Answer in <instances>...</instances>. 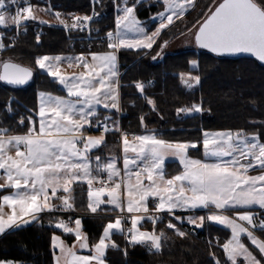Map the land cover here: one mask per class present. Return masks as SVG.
Instances as JSON below:
<instances>
[{
  "label": "snow or ice",
  "instance_id": "6c2138e0",
  "mask_svg": "<svg viewBox=\"0 0 264 264\" xmlns=\"http://www.w3.org/2000/svg\"><path fill=\"white\" fill-rule=\"evenodd\" d=\"M22 2L25 6H21ZM100 2L96 0V3ZM143 4L144 0H113L117 14L115 31L106 33L109 50L87 53L91 61L84 53L75 57L43 55L35 58L38 69L61 85L67 96L40 91L36 113L38 127L29 116L31 126L23 134L8 136L5 135L8 129L0 128V170L4 173L0 190H15L0 197V235L38 220L43 213L74 212L73 185L87 181V208L91 213L98 209H119L120 214L109 219L102 234L92 243L82 231L80 217L73 221L69 216L66 221L50 216L49 225L54 224L56 229L75 236V243L68 246L60 236L52 235V246L59 248L60 253H53L55 264H106V250L109 248L123 251L125 256L129 246L147 245L160 250L162 239L167 241L168 236L164 230L157 234L156 225L165 212L171 217L166 228L180 238L188 235L182 230L185 220L196 227H202L206 221L217 222L231 230L230 238L219 244L227 259H216V264H264V237L255 234L257 229L264 232V142H261L260 133L249 135L244 129L236 132L203 131L202 141L180 142L164 139L155 130H147V134H132L133 139L129 140V134L117 126L111 115H103L101 119L98 113V106L109 113L121 111L119 89L122 85L117 69L120 50L153 49V45L163 49L167 41L157 44L163 30L174 24V17L179 19L187 8L196 6L193 0H154L162 10L152 17L158 20L154 30L146 31V25L137 16L138 8ZM13 7L14 14L10 11ZM34 7L28 0H0V26L15 27L17 35L22 27L26 31L27 21L37 20ZM98 15L93 10L91 16L73 17L70 25L63 19L59 23L69 31H83ZM201 15L203 19L188 29L193 32L197 46L217 55L251 53L264 61V0H218ZM55 16L59 19L61 14L57 12ZM39 23L45 22L41 20ZM3 35L0 33V50H7L12 45L4 43ZM10 39L14 42L15 38ZM36 39L39 42V34ZM159 55L157 52L153 59ZM64 60L79 63L85 71L62 73L60 64ZM191 64L195 67L196 61ZM180 75L189 88L201 81L199 75ZM32 77L31 67L21 66L10 59L0 60V82L21 86ZM135 87L144 94L142 83L135 82ZM144 98L152 106V111H156L155 101L147 96ZM203 110L202 103L194 102L188 107L177 108L176 112L201 113ZM8 111L11 112L10 107ZM24 120L25 117L20 118V126H24ZM109 121L113 124L111 129ZM140 121L144 123L143 115ZM101 127L100 136L85 135L87 131ZM113 130L121 134L123 170L117 167V157L103 163L100 156H95L96 174L93 175L91 150L105 142L104 133ZM201 143L203 158L190 156L189 149H197ZM166 155L177 157L183 169L170 178L164 172ZM257 168L259 174H249L250 170ZM101 170L106 172V180L101 176ZM97 180L102 186L94 189L93 182ZM108 181L111 185H107ZM105 193L106 201L101 199ZM149 198H153L151 210ZM105 204L114 207L102 209L101 205ZM5 205L10 212L3 211ZM253 206H258L259 211L252 210ZM200 208L208 210V214L183 217L175 215L174 211ZM227 212L232 216L224 214ZM145 219L152 221L151 231H142L138 227ZM173 219L180 223V227L173 223ZM129 221L130 227H125ZM73 222L74 227L70 226ZM116 234L124 238L123 249L112 239ZM242 234L246 235L255 252L243 242ZM77 248L88 249L89 254L79 255ZM240 257L243 261L238 259ZM0 264L18 262L0 260Z\"/></svg>",
  "mask_w": 264,
  "mask_h": 264
},
{
  "label": "trees",
  "instance_id": "16d2710c",
  "mask_svg": "<svg viewBox=\"0 0 264 264\" xmlns=\"http://www.w3.org/2000/svg\"><path fill=\"white\" fill-rule=\"evenodd\" d=\"M34 6H39L41 0H30ZM60 5L67 13L89 15L92 11L90 0H52ZM217 0H197L196 7L182 20L168 28L161 34L157 44L167 41L163 49L153 50H120L118 53L121 65L120 112L101 111L103 115L113 116L120 121L122 130L128 134H146L147 130H155L157 135L170 141H202L203 131L218 132L232 130L236 132L244 129L249 135L260 133L261 142H264V65L251 58H222L197 49L168 52L166 48L188 34L197 20H202V12L207 13L209 6ZM102 13V20L96 25L102 28L103 33L115 29V14L112 1L104 0L98 6ZM162 10L156 5H148L147 1L138 8V17L152 31L157 21L151 17ZM3 31H7L1 28ZM194 30V29H193ZM39 34V42L37 35ZM87 52L69 50L65 34L58 28L33 25L27 33L18 39L9 49L4 50L0 60L10 59L12 62L31 67L34 70V79L23 89H13L0 82V128H7L5 135L23 134L30 125L27 117H35V99L37 91L51 92L65 96L66 92L54 82L53 78L36 68L34 61L38 56L61 55L66 53ZM160 53L154 60L153 57ZM191 61H196L193 66ZM181 73L199 75L201 81L196 86L187 87L181 79ZM135 82L144 85L142 95L135 87ZM145 96L152 98L156 104V111L148 105ZM202 103L203 111L188 117H182L176 109L188 107L192 103ZM11 108V112L8 108ZM144 116L141 124L140 116ZM21 117H25L24 126H20ZM119 134L110 131L105 135V144L97 152L102 161L120 155ZM189 155L203 158L202 143L197 149H189ZM166 175L172 176L182 171L178 161L166 163ZM75 197L76 217H80L83 232L89 237V242H95L102 234L103 226L110 218H115L111 211H101L92 214L87 208L88 187L77 183L73 187ZM108 209V208H102ZM231 213V212H230ZM52 214L40 215L36 221L11 229L0 238V260H11L18 264H55L51 243L53 234L61 236L68 243L73 241L70 234L63 233L49 225ZM171 217L161 216L157 223V234L164 230L167 241H161L160 250L149 251L144 245L127 248V256L123 251L108 249L106 252L107 264H216V259L225 261L226 255L219 244L226 242L231 231L206 221L202 229L192 228L185 221L183 229L188 233L180 238L167 229L166 224ZM180 227V223L173 219ZM144 230L151 231L152 221L144 220L141 224ZM264 237V232L258 230ZM114 241L124 248L122 235L113 236ZM211 241V243H209ZM244 242L254 252L255 248L247 239ZM214 254V256L212 255ZM215 257V258H214Z\"/></svg>",
  "mask_w": 264,
  "mask_h": 264
},
{
  "label": "built area",
  "instance_id": "2783aa9c",
  "mask_svg": "<svg viewBox=\"0 0 264 264\" xmlns=\"http://www.w3.org/2000/svg\"><path fill=\"white\" fill-rule=\"evenodd\" d=\"M112 1L113 0H109ZM28 2L30 4L31 1L28 0ZM91 6H92V11L89 14L90 16L93 15V10H95L96 13H98V16H94L93 20L88 22L87 27L83 30H72L69 31L68 29H66L63 25H61L59 23V25L57 26H49V27H54V28H58L59 30H61L66 38H67V42H68V46H69V50H78V51H87V52H91V51H100V50H104L107 49V36L106 33L102 32V28L98 25H96V22H100L102 20V13L98 11V6H102L104 3V0H101L100 3H96V0H90ZM33 5V4H32ZM21 6H25L23 4V2L21 3ZM39 6L41 8H44L46 10H48V13L50 12V14H52L53 16H55V13L59 12L61 14V16L59 17L58 20L63 19L66 21L67 24H71L73 23V17L75 16H81L83 17L84 15H80L78 13H74V14H70L67 13L64 9H62L60 7V5L54 3L52 0H41ZM49 8L51 9V11H49ZM11 12L14 14L15 12V8L13 7L11 9ZM114 14H115V9H114ZM56 17V16H55ZM57 18V17H56ZM35 26V25H40V26H44L41 25L39 23H37L36 21H27L26 23V31L24 30V28L22 27L19 30V34L17 35V30L15 27H11L10 30L8 31H0V33H3V40L5 39V41H8L9 44L13 45L18 39H20L22 36H24L27 31L28 28L30 26ZM1 28V27H0ZM115 31V29L113 30ZM14 37V42L10 39ZM4 41V43L6 44V42ZM4 50H0V56L3 54ZM109 128L111 129V125L108 123ZM103 132V128L101 127L99 130L93 128L90 130L89 134H96V135H101ZM110 132V131H109ZM109 132L104 133V135H107ZM129 139L133 138L132 134H129L128 136ZM119 139L121 140V134H119ZM107 185H111V182H108ZM102 185L99 184L98 187H101ZM54 215L60 219H64V220H68L69 216L73 217V221L76 218L77 214H75L74 212H57L54 213ZM119 215V214H118ZM72 227H74V222L70 225ZM125 227H130L129 222L127 223V225H125ZM259 229H257L258 231ZM125 242V241H124Z\"/></svg>",
  "mask_w": 264,
  "mask_h": 264
},
{
  "label": "rangeland",
  "instance_id": "374dc122",
  "mask_svg": "<svg viewBox=\"0 0 264 264\" xmlns=\"http://www.w3.org/2000/svg\"><path fill=\"white\" fill-rule=\"evenodd\" d=\"M144 1H146V0H144ZM152 2V3H151ZM151 2H148V5H155L154 4V0H151ZM218 2V0L215 2V3H217ZM149 3H151V4H149ZM193 3L194 4H196V0H193ZM214 3V4H215ZM213 4V5H214ZM121 6H123L122 4H121ZM192 9V7H189V8H187L186 9V11H185V13H187L188 11H190ZM11 11V10H10ZM33 13H34V15L37 17V20H30V21H36L37 23H39V21H44L45 23H43V24H41V23H39V24H41V25H44V26H57V25H59V20H58V18H56L55 16H53L52 14H50V12L48 13V10H46V9H44V8H41L40 6H35L34 8H33ZM116 14H117V12L115 11V16H116ZM137 16H138V14H137ZM153 17V16H152ZM152 17H151V19H152ZM139 18V17H138ZM140 19V18H139ZM141 20V19H140ZM177 20V18L176 17H174V21H176ZM152 21L154 22V21H158V20H153L152 19ZM141 22H142V24L143 25H146V24H144L143 23V21L141 20ZM1 28H3V29H5V30H10V28L11 27H8V28H6V27H4V26H2ZM1 28H0V31H3V30H1ZM8 30V31H9ZM146 31H149L148 30V26L146 25ZM193 31H195V29L193 30ZM190 33V32H189ZM186 34V35H184V36H182L181 38H180V41H179V43H178V48H177V50H179V51H183V50H187V49H196V43H195V41H194V36H193V34ZM192 33V32H191ZM131 35V34H130ZM4 41H5V39H4ZM6 42V44H9V42L8 41H5ZM176 44L177 43H175V46H176ZM155 47V45H153V48ZM122 50H125V49H122ZM127 50H129V49H127ZM130 50H133V49H130ZM135 50H140V49H135ZM148 50H153V49H148ZM176 50V51H177ZM4 52V51H3ZM196 66H197V64H196ZM185 78H187V76L185 77ZM193 85L194 86H196L197 84H195V83H193ZM194 114H196V113H182V117H188V116H191V115H194ZM147 134V133H146ZM91 136H95V137H98V136H100V135H96V134H91ZM129 140H132V139H129ZM120 143H121V154H120V156L119 157H117L118 159H117V167L118 168H120L121 169V171L123 170V161H122V155H123V149H122V139L120 140ZM99 147V146H98ZM97 147V148H98ZM97 148H95V149H92L91 150V153H90V155L93 153V152H95V150H97ZM191 149V148H190ZM14 153V152H13ZM12 153V154H13ZM129 155H132L131 153L129 154ZM227 159V158H226ZM169 161H178L179 162V160H178V158L177 157H175V156H172V155H166L165 156V158H164V172H165V174H166V163L167 162H169ZM90 164H91V167L93 168V166H92V162L90 161ZM134 171H135V169H134ZM96 173H94L93 172V175H95ZM101 176L102 177H104L105 178V180H106V172H103L102 170H101ZM3 174H2V172L0 171V183H3L4 182V175L2 176ZM167 176V175H166ZM168 178H170L171 176H167ZM78 182H82V183H86V185H87V181H78ZM108 182H110V181H108ZM107 182V183H108ZM145 183H147V181L145 180L144 181ZM99 184H101L98 180L97 181H94L93 182V187H94V189L95 188H99L98 187V185ZM74 186V185H73ZM87 187H88V185H87ZM12 191H15L14 189H11V188H8V189H4V190H0V197H2L4 194H10ZM101 199L102 200H107V194L105 193V195L104 196H102L101 197ZM152 199L153 198H149V209L151 210L152 209V207H153V205H152V203H151V201H152ZM106 205V204H105ZM101 206H103V205H101ZM108 206H110L111 208H113L114 206H112V205H108ZM118 212H120V210L119 209H116ZM178 211H182V212H184L183 214L181 213V214H175V215H180V216H183V217H187V216H189V215H194V216H196V217H199V216H204L203 215V212H187L188 210H179V209H177ZM3 211H5V212H10L11 211V209L10 208H8L6 205L4 206V208H3ZM197 211H199V210H197ZM75 214H77V213H75ZM145 220H148V219H145ZM143 222V221H142ZM185 222L188 224V225H191L192 227H195V228H197V229H200V228H202V227H196V225H194V224H189L188 222H187V220H185ZM197 223H199V220H197ZM213 223H215V224H217V225H219V226H221V227H224V228H226V229H228V230H230L227 226H225V225H220L219 223H217V222H213ZM129 224H130V221H129ZM138 227H140L141 228V230L142 231H145L142 227H141V225H138ZM60 230V229H59ZM231 231V230H230ZM8 231H6V233H7ZM5 233V234H6ZM5 234H2V235H0V238L3 236V235H5ZM243 236H246L245 234H242V237ZM244 242V241H243ZM245 243V242H244ZM147 248H148V250L149 251H152V250H156V249H151L149 246H147V245H145ZM239 260H241V261H243V257H240V258H238Z\"/></svg>",
  "mask_w": 264,
  "mask_h": 264
},
{
  "label": "crops",
  "instance_id": "0c3cea01",
  "mask_svg": "<svg viewBox=\"0 0 264 264\" xmlns=\"http://www.w3.org/2000/svg\"><path fill=\"white\" fill-rule=\"evenodd\" d=\"M147 2H151V0H146ZM152 3V2H151ZM151 3H149V4H151ZM195 5H197V0H196V4ZM196 7V6H195ZM194 8H192L190 11H188L187 13H185V15L183 16V17H180L179 19H177L176 21H174V24L173 25H175L177 22H179L180 20H182L189 12H191L192 10H193ZM157 24H158V21H157ZM173 25H170L168 28H170L171 26H173ZM0 27H2V26H0ZM167 28V29H168ZM167 29H165V30H163V32L164 31H166ZM162 32V33H163ZM189 34H193V32L191 33H189ZM179 41H180V38L178 39V40H176L175 42H173L172 44H170L167 48H166V51H168V52H178L179 50H177V48H178V43H179ZM175 43H177L176 44V46H175ZM105 50H109V49H104V50H100V51H105ZM148 50V49H147ZM177 50V51H176ZM187 50H190V49H187ZM96 52H99V51H96ZM82 52H75V53H66V54H61L60 56H62V57H68V56H72V57H75V56H78V55H80ZM86 56H87V53H89V52H83ZM48 56H56V55H48ZM87 59L89 60V61H91V57L90 56H87ZM36 66V65H35ZM36 68H38L37 66H36ZM117 69H118V73H119V76H118V80H119V83H120V85H121V76H122V72H121V65H120V62H119V58H118V62H117ZM60 70H61V72L62 73H65V74H71V73H73V72H75V73H79V72H81V71H85L83 68H82V66L79 64V63H77V62H75V61H73V62H71V63H69L67 60H64V61H62L61 62V64H60ZM34 71V70H33ZM41 72H43V73H45L43 70H40ZM61 88H62V86L61 85H59ZM63 89V88H62ZM64 90V89H63ZM65 92H66V90H64ZM40 91H37L36 92V99H35V117H34V121H36V126L38 127V121H39V117H38V115H36V113L38 112V109H39V97H38V93H39ZM53 95H56V94H53ZM67 96V93H66V95H65V97ZM120 99H121V96H120V89H119V104H120V108H121V102H120ZM101 111H107V110H105V109H103L102 108V106H98V113L100 114V112ZM113 112H116V110H112ZM108 112V111H107ZM120 112V111H119ZM113 117V116H112ZM114 118V117H113ZM110 125H111V128H113V124H112V122L111 121H109L108 122ZM117 126L119 127V128H121L122 129V127H121V123H120V121H117ZM123 131V130H122ZM89 132H90V130L89 131H87L86 133H85V135H91V134H89ZM113 132H116V131H114L113 130ZM124 132V131H123ZM117 134H120L119 132H116ZM133 139V138H132ZM104 144H105V142L104 143H102L98 148H97V150H95V152H93L92 154H91V157H93V159L91 160V162H92V166H93V172L94 173H96V163H95V160H94V157L95 156H100L99 155V153H97L99 150H100V148H102L103 146H104ZM14 154V153H13ZM120 154H121V144H120ZM120 156V155H119ZM101 157V156H100ZM102 161V160H101ZM108 161V160H107ZM107 161H102L103 163H107ZM1 172H2V174L4 175V173H3V170H0ZM249 174L250 175H256V174H259V169L257 168L256 170H250L249 171ZM2 175V176H3ZM77 183H81V184H85L86 185V183H82V182H77ZM75 185V184H74ZM74 187V186H73ZM54 202H57V201H55L54 200ZM58 203V202H57ZM213 208H214V206H212ZM101 208H108V209H111V207L110 206H108V205H103V206H101ZM100 209H98L97 210V212L99 211ZM197 210H199V211H197ZM252 210H254V211H259V209H258V206H253V209ZM175 211V214H183L184 212H182V211H178V210H174ZM69 212H72V211H69ZM91 212V211H90ZM96 212V213H97ZM112 213H110L112 216H117L118 214H120V212H118L117 210H115V211H111ZM187 212H203V215L204 216H206L207 214H208V210H206V209H202V208H200V209H195V210H188ZM57 213V212H56ZM61 213H64V212H61ZM74 213H76V212H74ZM43 214H49V213H43ZM43 214H41V215H43ZM92 214H95V213H92ZM167 213L165 212V213H163L162 215H166ZM224 214H226V215H229V216H232V213H230V212H227V213H224ZM52 215H54V213H52ZM82 221V220H81ZM149 221H151V220H149ZM211 223H213V222H211ZM213 224H215V223H213ZM217 225V224H216ZM190 227H192L191 225H189ZM204 226V225H203ZM192 228H195V227H192ZM203 228V227H202ZM202 228H200V229H202ZM61 230V229H60ZM8 231H10V230H8ZM82 231H83V225H82ZM65 234H67V233H65ZM255 234L257 235V236H259V237H262L259 233H258V231L257 230H255ZM71 236H72V238H73V241L72 242H70V243H68L66 240H64L61 236V239L62 240H64L65 241V243L68 245V246H72L74 243H75V236H74V234H70ZM112 239H113V237H112ZM244 239H247V237L246 236H243L242 237V240L244 241ZM114 240V239H113ZM248 240V239H247ZM109 249H112V248H109ZM108 250V249H107ZM107 250H106V252H107ZM54 251H55V254L56 255H59L60 253H59V248H54ZM77 254H79V255H87V254H89V250L88 249H79V248H77ZM107 264V263H106Z\"/></svg>",
  "mask_w": 264,
  "mask_h": 264
},
{
  "label": "water",
  "instance_id": "95a60500",
  "mask_svg": "<svg viewBox=\"0 0 264 264\" xmlns=\"http://www.w3.org/2000/svg\"><path fill=\"white\" fill-rule=\"evenodd\" d=\"M196 49L197 50H200V51H205V52H208V53H211L215 56H218V57H222V58H251V59H255L256 61H258L260 64L264 65V61H260L256 56H254L253 54L251 53H236V54H222V55H217L215 53H212L210 52L209 50L207 49H203V48H200L199 46L196 45ZM16 63V62H14ZM19 64V63H18ZM21 66H24L22 64H20ZM24 67H27V66H24ZM34 79V71H33V77L32 79L26 83L25 85H21V86H14V85H8L7 83L5 82H2L4 85L10 87V88H13V89H23V88H26L28 87L31 82L33 81Z\"/></svg>",
  "mask_w": 264,
  "mask_h": 264
}]
</instances>
